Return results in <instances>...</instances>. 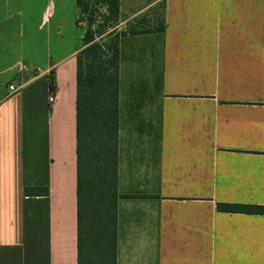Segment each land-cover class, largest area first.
Segmentation results:
<instances>
[{
  "label": "crops",
  "instance_id": "0c3cea01",
  "mask_svg": "<svg viewBox=\"0 0 264 264\" xmlns=\"http://www.w3.org/2000/svg\"><path fill=\"white\" fill-rule=\"evenodd\" d=\"M159 4L139 62L157 118L117 198L115 264H264V213L218 209L264 207V0H120L118 25ZM76 19L74 0H0V264H77ZM118 120L117 150L119 103Z\"/></svg>",
  "mask_w": 264,
  "mask_h": 264
},
{
  "label": "trees",
  "instance_id": "16d2710c",
  "mask_svg": "<svg viewBox=\"0 0 264 264\" xmlns=\"http://www.w3.org/2000/svg\"><path fill=\"white\" fill-rule=\"evenodd\" d=\"M74 3L76 28L85 22L81 40L84 49L76 61L75 76L77 264H115L119 41L125 32L108 34L106 42L96 41L117 24L119 0ZM48 87L50 91L55 88L53 71L48 75ZM95 189L101 196L114 200L110 208L101 201L100 205L105 207H99V213L92 208ZM26 193L46 195V190ZM218 209L264 213V207L254 206L218 205Z\"/></svg>",
  "mask_w": 264,
  "mask_h": 264
},
{
  "label": "rangeland",
  "instance_id": "374dc122",
  "mask_svg": "<svg viewBox=\"0 0 264 264\" xmlns=\"http://www.w3.org/2000/svg\"><path fill=\"white\" fill-rule=\"evenodd\" d=\"M162 8L163 5L159 4L151 10L141 13L129 22L126 27L118 25L119 23L117 21L115 26L96 39L97 42H106L108 40V34H119L121 32H125V36L121 37L120 41L118 39L121 43L119 49L120 88L118 97L121 139L119 141L120 147L119 150H117L116 160L117 175L115 190L117 198H124L125 195L122 194L128 188V185L123 181V179L126 178V175L128 174L127 172H129L130 169H134L135 166L140 163L142 153L145 154V151L143 152L141 150V147H144V145H142V133L147 130L146 124L148 115L150 114L149 117L154 119L157 118L155 116V112H153L152 115L151 112L148 113L147 106H149V104L147 103V96L150 95V97H152L159 94V87L156 85L157 82H149V76L147 75L148 71L143 70V66L139 64L141 56L140 50L144 40L140 35H144L149 32H160V30L163 29L164 20L162 17ZM80 26L83 29L84 34L85 22H81ZM81 40L82 38L78 42L79 49L75 54L76 61L80 56V52L84 49ZM23 73V71L19 72L20 75ZM49 94L54 95V90H48V96ZM47 103L51 104L48 102V98ZM85 197H88L89 199V196ZM117 200L118 199H116V202ZM101 201L109 208L112 206V202H114L112 198L101 196L95 189L92 199L93 212L97 211L99 213L101 211L99 210V207H105L100 205Z\"/></svg>",
  "mask_w": 264,
  "mask_h": 264
},
{
  "label": "built area",
  "instance_id": "2783aa9c",
  "mask_svg": "<svg viewBox=\"0 0 264 264\" xmlns=\"http://www.w3.org/2000/svg\"><path fill=\"white\" fill-rule=\"evenodd\" d=\"M9 90L10 91H14L15 89L11 86V87H9ZM53 101H54V95L49 94V96H48V102L49 103H52Z\"/></svg>",
  "mask_w": 264,
  "mask_h": 264
}]
</instances>
